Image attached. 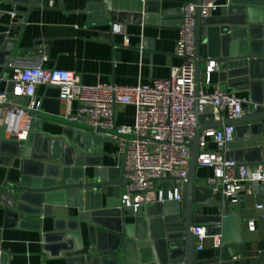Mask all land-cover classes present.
<instances>
[{
	"label": "water",
	"instance_id": "water-1",
	"mask_svg": "<svg viewBox=\"0 0 264 264\" xmlns=\"http://www.w3.org/2000/svg\"><path fill=\"white\" fill-rule=\"evenodd\" d=\"M234 1L222 17L212 16L205 21L202 0L196 1V95L201 89L202 64L214 59L223 66L220 80L227 84L229 92L251 86L256 94L255 90L261 89L260 97L251 98L260 103L264 97V16L255 18L251 7L234 10ZM0 2L26 7L27 11L22 13L25 23L30 11L41 7L39 0ZM147 5L144 0H89L84 11L92 23L115 24L142 21ZM23 31L0 34L2 63L13 61L21 51L37 50L22 45ZM244 108L246 113L242 117L224 121L215 120L211 112L202 116L197 113L183 202L147 204L137 210L120 208L129 182L124 170L125 157L117 166L109 167L103 164L101 156H90L95 147L103 153L95 143L110 139L86 122V114H79L78 120L70 115L63 119L65 127L58 136L36 132L34 122V130L24 142L15 136L5 139L8 127H0V164L13 166L19 160L17 180L10 181L8 177L0 183V209L5 212V225L43 231V220L51 219L52 230L43 232V246L59 247L54 255L67 254L70 264H264V238L255 241L262 246L257 255L237 256L238 245L246 242L242 216L246 206L242 208L241 201L263 198L264 185L253 193L240 195L236 201L219 199L213 196L211 186L198 182L196 172L201 133L225 124L236 125L237 141L229 148L237 151L229 152V157L250 168L264 165V111L249 103ZM210 207H216L218 213L204 215V208ZM70 209L77 213L70 216ZM196 223L208 225L210 235L221 236L223 245L211 258L198 257L193 235ZM1 264H5L4 257Z\"/></svg>",
	"mask_w": 264,
	"mask_h": 264
},
{
	"label": "built area",
	"instance_id": "built-area-1",
	"mask_svg": "<svg viewBox=\"0 0 264 264\" xmlns=\"http://www.w3.org/2000/svg\"><path fill=\"white\" fill-rule=\"evenodd\" d=\"M231 1L202 0V19L205 21L214 16L217 9L222 5L228 7ZM197 9L195 0L187 1L179 9L180 35L175 50L182 63L171 67L168 78H156L152 83L139 81L136 85L103 82L86 85L76 71L45 69L41 63L31 66L14 64L10 89L0 90V123L4 121V106L9 104L12 121L7 126V133L17 137L18 141H27L34 130L36 116L33 111H40L42 107L36 98V87L55 86L59 89L60 100L67 106L68 115L78 120L79 114H86L88 124L100 129L102 136L118 143L119 157H125V176L129 179L120 208L137 210L147 204L183 202L197 113L202 116L211 112L215 120L224 121L225 118L242 117L246 113L245 103L253 104L255 108L261 106L264 111V97L262 102L255 103L212 83V74L221 68L214 59L206 64L201 89L196 95ZM120 31V28L113 29L114 33ZM212 86V90L208 89ZM21 98H27L28 103L22 105L18 102ZM74 103L78 105L76 115H72ZM120 105L135 108L134 124L120 125L116 122V110ZM235 134V124L204 130L200 135L198 158L199 166L211 167L214 171L208 178L213 192L231 201L264 185V165L250 168L246 163L229 157V145L235 141ZM210 143L215 147L211 148ZM257 209L263 210L264 204H257ZM256 222V218L247 220L250 231H256ZM208 230L206 224L196 223L193 227L198 252L203 251L209 241L216 248L223 245L221 236L210 235ZM2 256L3 250L0 249V264Z\"/></svg>",
	"mask_w": 264,
	"mask_h": 264
},
{
	"label": "crops",
	"instance_id": "crops-1",
	"mask_svg": "<svg viewBox=\"0 0 264 264\" xmlns=\"http://www.w3.org/2000/svg\"><path fill=\"white\" fill-rule=\"evenodd\" d=\"M40 8H35L27 15V23L24 22V12L27 8L13 3L0 2V34L21 31L22 45L35 47V50L21 51L13 61L2 63L0 55V90L6 91L11 87L10 79L13 75L14 64L31 66L41 63L45 69L59 68L76 71L83 84L96 85L98 83H115L117 85H136L139 81L152 83L156 78H168L171 75V67L182 63V59L176 54V41L180 35L179 27L181 15L179 9L182 4L193 0H144L148 3L147 12H142V21H118L115 24L102 23L97 25L91 22L90 17L84 11L89 0H39ZM197 1V0H195ZM234 10L252 8L255 18H263L264 0H235ZM54 3V6L51 5ZM227 6L222 5L214 12V16L222 17L227 11ZM168 12L166 16L162 12ZM164 19V21H162ZM120 28V32L114 33L113 29ZM152 44V48L150 45ZM206 64H202V74L206 70ZM220 69L212 74V83L227 89V84L220 80ZM214 87L208 89L212 90ZM36 98L41 101L40 111H35L37 122L36 132L49 136H58L62 133L65 124L63 119H68V110L64 102L59 98V89L55 86L38 85ZM241 99L251 100L252 96L260 97L261 89L250 87L234 91ZM22 105L28 103L27 98L18 100ZM72 115L78 113L77 103L73 104ZM5 107V116L0 127L11 125L12 118L10 105ZM136 110L133 106L120 105L116 110V122L118 124H134ZM75 120V119H73ZM8 124V125H7ZM13 126V125H12ZM236 136V134H235ZM10 134H5V139H10ZM237 141V136L235 141ZM101 144V145H100ZM101 147L103 153L95 150L90 156H101L103 164L109 167L117 166L119 147L116 141L106 140L104 143H95ZM214 148V144L210 143ZM9 150V148H8ZM229 148L228 153L236 152ZM2 153H0L1 158ZM6 159V157L4 158ZM97 159V158H95ZM7 161V160H5ZM17 159L13 166L0 164V183L6 179L16 181L18 176ZM258 167V166H255ZM90 171L92 167L88 168ZM197 179L200 184L208 185V178L214 173L211 167L199 166ZM210 187V186H209ZM249 193H253L249 192ZM213 196L223 199L221 194L213 192ZM264 204L263 198L248 197L241 201L244 219V240L238 245L237 256L245 253L246 257L255 256L262 249L256 240L264 238V209H257V204ZM70 209V216L76 214ZM218 213L216 207L204 208V215ZM257 219L256 231L248 229L247 220ZM128 222L132 220L128 219ZM52 220L44 219L42 229L30 227H15L13 224L5 225V212L0 209V249L3 250L5 264H70L67 254L55 256L59 247L46 249L43 246V232L52 230ZM245 250V251H244ZM217 248L209 241L207 247L198 252L200 259L214 256Z\"/></svg>",
	"mask_w": 264,
	"mask_h": 264
}]
</instances>
